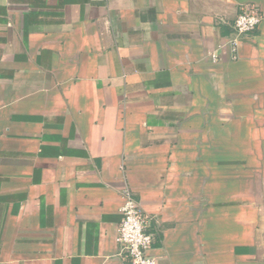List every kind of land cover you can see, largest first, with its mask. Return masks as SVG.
Returning <instances> with one entry per match:
<instances>
[{
    "label": "crops",
    "instance_id": "obj_1",
    "mask_svg": "<svg viewBox=\"0 0 264 264\" xmlns=\"http://www.w3.org/2000/svg\"><path fill=\"white\" fill-rule=\"evenodd\" d=\"M126 193L158 264H264V0H0V264H129Z\"/></svg>",
    "mask_w": 264,
    "mask_h": 264
},
{
    "label": "built area",
    "instance_id": "obj_2",
    "mask_svg": "<svg viewBox=\"0 0 264 264\" xmlns=\"http://www.w3.org/2000/svg\"><path fill=\"white\" fill-rule=\"evenodd\" d=\"M260 20L259 10L250 5L236 15L232 25L235 34L232 40L234 47L236 38L253 32ZM120 211L122 219L117 226L115 240L121 244L129 259V264H158L156 258L149 254L154 237L147 231L148 219L129 193L125 194Z\"/></svg>",
    "mask_w": 264,
    "mask_h": 264
}]
</instances>
